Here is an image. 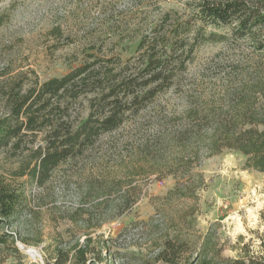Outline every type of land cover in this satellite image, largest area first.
Masks as SVG:
<instances>
[{
  "label": "rangeland",
  "instance_id": "1",
  "mask_svg": "<svg viewBox=\"0 0 264 264\" xmlns=\"http://www.w3.org/2000/svg\"><path fill=\"white\" fill-rule=\"evenodd\" d=\"M106 1L0 0V115L5 109L3 91L15 75L25 82L34 76L42 81L76 65L84 51L79 45L80 34L99 27L97 23L105 15L100 4ZM111 1L115 14L133 2ZM160 1L167 0H155L151 7ZM120 21L111 29L116 36L111 39L102 34L96 47L101 45L107 53L123 47L124 43H115L119 35L122 37ZM56 28L61 37L53 33ZM249 54L250 50L240 45L199 43L175 89L159 96L146 111L128 118L115 132L101 136L87 156L61 164L46 188L40 190L22 178L26 213L9 229L21 261L52 263L54 248L61 240L82 241L85 225L94 226L102 219L106 221L100 228L87 231L93 237L101 234L110 239V254H102L107 264H167L155 260L164 231L189 241L188 247L193 249L210 229L215 238L227 244L222 254L229 257L236 255L234 248L241 241L258 244L264 238V172L246 167L245 156L234 149L209 154L206 140L201 139L208 130L207 134H193L196 127L216 123L227 101L223 90L226 78L235 64L248 61ZM85 105L81 99L72 108L83 113ZM186 128L190 133L185 140L195 144L199 152L197 157L182 160L176 156V144L179 131ZM18 156L0 149L1 175L9 176L20 162ZM165 161L169 166L173 162L169 171L175 169L176 175L183 177L177 181L172 172L160 168ZM107 171L129 189L122 202L116 182L105 177ZM97 174L102 177L94 178ZM176 181L180 186L188 183L186 193L193 191L194 195L171 191ZM87 182L93 189L83 195ZM81 196L85 206L99 204L78 213ZM87 215L91 219L85 222ZM4 255L0 249V258ZM16 263L13 256H7L0 264Z\"/></svg>",
  "mask_w": 264,
  "mask_h": 264
},
{
  "label": "trees",
  "instance_id": "2",
  "mask_svg": "<svg viewBox=\"0 0 264 264\" xmlns=\"http://www.w3.org/2000/svg\"><path fill=\"white\" fill-rule=\"evenodd\" d=\"M153 1L133 0L119 14L114 12L113 1L100 4V12L105 15L98 21L99 27L80 34L79 45L84 51L75 66L42 81L34 76L25 82L15 75L6 85L0 149L19 155L20 162L8 177L0 174V249L6 252L0 263L13 256L16 264H38L21 261L9 231L26 213L21 179L26 177L40 190L46 188L61 164L87 156L101 136L115 132L128 118L146 111L159 96L175 89L199 43L244 46L250 50V57L245 63L235 64L227 76L223 89L227 101L216 123L208 128L196 127L193 134L208 130L201 139L206 140L209 154L234 149L245 156L246 167L264 172V0H167L151 7ZM119 19L122 37L119 35L115 43H124L123 47L110 53L101 45L96 47L99 36H116L111 29ZM53 33L62 36L58 28ZM81 99L86 104L83 113L72 108ZM190 129L179 131L176 156L182 160L198 156L195 144L185 140ZM167 163H161L160 168L172 172L178 181L177 171H169L173 162L170 166ZM94 176L100 178L102 174ZM105 177L111 178L110 183L116 182L122 202L129 189L119 185L110 171ZM177 181L171 191L194 195L193 191L186 193L188 183L180 186ZM92 189L91 182L85 183L83 195ZM81 198L78 213L89 212L99 204L85 206ZM87 216L85 222L91 219ZM105 221L85 225L82 241L78 237L61 240L48 264H107L102 254H110V239L101 234L93 237L87 231L91 227L96 231ZM159 242L155 260L167 264H264V238L258 244L239 242L234 257L222 254L227 244L215 238L210 229L193 249L188 247L189 241L168 231Z\"/></svg>",
  "mask_w": 264,
  "mask_h": 264
},
{
  "label": "bare ground",
  "instance_id": "3",
  "mask_svg": "<svg viewBox=\"0 0 264 264\" xmlns=\"http://www.w3.org/2000/svg\"><path fill=\"white\" fill-rule=\"evenodd\" d=\"M21 248H24L27 250V248H25L24 246H21ZM27 252L30 254V253H32V250H27Z\"/></svg>",
  "mask_w": 264,
  "mask_h": 264
}]
</instances>
